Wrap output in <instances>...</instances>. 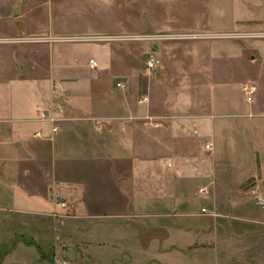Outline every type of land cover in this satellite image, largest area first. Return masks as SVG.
<instances>
[{
  "label": "crops",
  "instance_id": "obj_1",
  "mask_svg": "<svg viewBox=\"0 0 264 264\" xmlns=\"http://www.w3.org/2000/svg\"><path fill=\"white\" fill-rule=\"evenodd\" d=\"M34 3L24 0L20 8L27 37L139 29L192 36L180 43L205 48L193 54L205 80L196 88L165 86L159 113L154 84L148 102L135 105L122 89L86 84V74L96 69L92 57L82 66L61 41L26 44L15 76L0 82V201L16 208L15 216L0 218L3 229L30 222L51 248L60 238L75 248L84 240L86 264H204L199 249L208 244L215 247L211 264H224L223 250L232 264H264V210L241 195L247 180L264 181V0H87L73 13L88 20L90 33L77 35L66 33L75 29L66 24L67 10ZM225 59L249 80L243 86L253 87L251 100L244 94L240 102L215 81L216 62ZM55 82L65 96L54 91ZM193 89L210 98L194 100ZM41 110L61 118L58 133L38 118ZM192 126L211 137L210 154L204 145L188 151ZM201 187L212 192L204 199L217 216L189 214L188 191ZM25 239H31L29 251L37 247L36 257L51 249Z\"/></svg>",
  "mask_w": 264,
  "mask_h": 264
},
{
  "label": "rangeland",
  "instance_id": "obj_2",
  "mask_svg": "<svg viewBox=\"0 0 264 264\" xmlns=\"http://www.w3.org/2000/svg\"><path fill=\"white\" fill-rule=\"evenodd\" d=\"M35 2L38 5L47 7H53L55 10L61 8L67 10L65 16L66 24L69 27L74 26V30H69L66 33H90L84 28L87 26L88 20L76 15L73 11L77 12L83 10L87 0H28ZM24 0H0V82L6 81L9 76H15L13 70L19 67L21 60L19 56L26 52V44L30 42H42L43 44H50L53 42L61 41L60 46H63L68 54L71 55L78 64L84 66L88 63L90 57L99 61V66L96 69L87 73L85 77L86 84H90L93 88L100 90L103 87L112 86V88L122 89L121 94L123 98L133 104H143L148 102V88L149 85L156 86L155 93V106L159 113L163 112L165 95L163 94V88L165 86L179 87L182 84L195 85L202 83L205 79L202 78L201 71L195 66L197 59L193 54L195 50H205V48H196L190 44H182L180 42L190 41L192 36H176L174 34H160L156 33L152 29H139L132 32H116L112 31L103 35L93 36H77V37H54V36H41V37H27L24 36L21 31V18L20 8ZM35 6V7H36ZM82 17V18H81ZM106 32V31H102ZM92 33V32H91ZM161 35L160 39H154L151 36ZM193 38V37H192ZM172 39V40H170ZM185 39V40H182ZM170 48L169 45H173ZM150 53H155L161 58V64L156 69L150 71L146 66V60ZM203 54H205L203 52ZM200 58L199 67H203V63L206 64V60ZM23 55V54H22ZM39 55L43 56L44 52H40ZM91 60V59H90ZM218 60L216 63L219 69V77L215 81H219L220 85L227 86L229 92L233 98L237 97L240 102L245 99V93L242 91V86L245 82L249 81L242 78L241 74H236L235 63L230 60ZM90 62V61H89ZM194 63V64H193ZM167 69L166 80L163 77L164 70ZM93 69V68H92ZM84 70V68H83ZM199 72H198V71ZM238 75V76H237ZM118 83H124L125 87H118ZM58 84L55 82L54 85ZM60 84V83H59ZM53 85V87H54ZM64 88V87H63ZM109 88V87H108ZM186 88V87H184ZM65 94H66V88ZM192 97L194 100L203 101L210 98V95L202 91L193 89ZM65 96V95H64ZM169 98V97H168ZM197 110L193 106L192 112H201L199 106ZM197 112V113H198ZM149 117V116H148ZM147 116L144 119H148ZM211 142V137L202 136L197 127L192 126L188 128L186 133V144L188 151H193L197 146L204 145L207 142ZM212 151L208 150L207 154ZM209 161V158H207ZM258 179H250L243 183L241 195L247 200L248 203L255 206L253 196L249 192L250 188L254 185L260 186V190L264 193L263 183ZM250 184V185H249ZM249 185V186H247ZM189 196L193 198L194 207H189V214L195 213V215L213 217L217 216L215 209L211 206L209 201L204 199V196H209L212 192L207 187L199 188L198 190H189ZM257 206V205H256ZM258 208L264 210V208ZM16 208L9 203V201H0V218L4 216H15ZM206 209L207 212L202 211ZM19 212H23L20 211ZM191 215V214H190ZM26 216V215H22ZM8 225V224H7ZM0 264H86L84 255V240H81L79 247H70L67 238H60L56 240L55 245L51 248L52 244H49L46 240H41L40 236L42 232L36 229H32L30 222L26 226H21L19 222L13 223L10 227H6L4 230V223H0ZM240 232L242 228H237ZM220 230L224 234L229 233V224L223 223L220 225ZM27 237H34L35 241L42 247V249H50L49 251H42V258L36 257L32 252L37 251V247H33L34 251H29L26 245L31 242V239H25ZM184 240V238H183ZM222 242V241H221ZM223 244L228 246V238L224 239ZM19 243H23L24 246L18 247ZM194 247L187 246L186 251L192 252ZM215 247L211 244L205 245L199 249L200 255L206 258L204 264H211L212 252ZM41 252H39L40 254ZM221 258L224 260V264H232L227 250L221 252ZM233 260V256H231ZM208 260V261H207ZM211 261V262H210ZM131 262V261H130ZM189 264H195L192 260L188 261ZM93 264V263H92ZM98 264V263H96ZM107 264V263H106ZM154 264H162L156 261Z\"/></svg>",
  "mask_w": 264,
  "mask_h": 264
},
{
  "label": "built area",
  "instance_id": "obj_3",
  "mask_svg": "<svg viewBox=\"0 0 264 264\" xmlns=\"http://www.w3.org/2000/svg\"><path fill=\"white\" fill-rule=\"evenodd\" d=\"M161 35H154V36H151L152 38L154 39H160ZM90 66L91 68H95L96 65H97V62L94 60V59H91L90 60ZM161 64V58L156 55L155 53H150L148 55V58L146 60V66L148 68V70L152 71L154 69H156L157 67H159ZM118 87H121V88H124L125 87V84L124 83H118ZM54 91H57L59 92V94L61 96H64L65 95V89L63 88V86L61 84H56L54 85L53 87ZM243 90L245 92V94L248 96V99L251 100V94L253 93V87L252 86H249V85H244L243 86ZM38 118L40 120H47V121H51L54 126H53V133H58L60 127L58 125V122L61 118L55 116L54 114H50V113H47V111L45 110H41L39 111V116ZM40 134L37 132L35 133V136H39ZM205 148L207 150H211L212 149V143L209 141L205 144ZM249 192L251 193V195L253 196V200L255 202V205L259 206V207H262L264 208V193L260 190V186L258 185H254L250 188ZM62 206H65V203H61ZM202 211L204 212H207L206 209H203Z\"/></svg>",
  "mask_w": 264,
  "mask_h": 264
}]
</instances>
